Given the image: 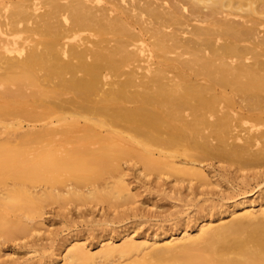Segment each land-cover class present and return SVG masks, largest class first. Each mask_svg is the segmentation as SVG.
<instances>
[{
    "label": "bare ground",
    "instance_id": "bare-ground-1",
    "mask_svg": "<svg viewBox=\"0 0 264 264\" xmlns=\"http://www.w3.org/2000/svg\"><path fill=\"white\" fill-rule=\"evenodd\" d=\"M38 3L0 0V234L24 231L23 209L38 201L26 179L44 180L42 191L49 185L54 191L56 183L72 175L82 180L81 171L97 167L83 156L104 161L128 153L90 148V137L104 142L121 133L112 123L134 121L133 131L143 137L126 141L208 147L246 114L264 120V0H47L40 12ZM30 19L22 27L42 37L17 46L11 31ZM26 142L37 144L34 165L25 164ZM149 151L141 155H166ZM235 207L245 210L233 209L228 222L210 221L194 236L185 230L149 245L165 240L160 247H177L165 250L174 256L161 264H264L263 232L242 234L255 206L241 200ZM258 209L264 213V205ZM143 243L103 244L98 256ZM70 248L65 264L95 257L79 245Z\"/></svg>",
    "mask_w": 264,
    "mask_h": 264
},
{
    "label": "rangeland",
    "instance_id": "rangeland-1",
    "mask_svg": "<svg viewBox=\"0 0 264 264\" xmlns=\"http://www.w3.org/2000/svg\"><path fill=\"white\" fill-rule=\"evenodd\" d=\"M45 3L47 0H40L37 10H44ZM0 14L2 17L4 12ZM232 16L237 19L240 15ZM24 22L32 24V19L21 21L20 28L15 33L11 31L9 37L17 46L23 43L29 47L42 35L41 32L25 30L22 27ZM132 103L135 104L134 101L125 104ZM222 104L224 102L219 105ZM133 123L131 119H123L114 126L112 123L111 127L121 133L104 142L89 138L90 148L118 146L129 152L113 160L106 158L107 162L105 158L100 161L92 155L83 156L82 160L97 164L95 168L81 171L84 179L69 176L68 181L56 183L57 187L52 184L53 188L56 187L54 191L50 185L48 191H42L46 187L44 180H25L27 192L36 194L38 201L23 209V213L21 211L24 231L0 234V264H65L64 254L74 245L83 247L84 252L95 257L71 264H127L134 260L161 264L174 256V252L164 253L165 250L177 247H160L165 240L149 245L154 238L170 239L173 235L184 234L185 230L194 236L199 227L207 226L210 221L213 222L208 225L221 218L228 222L227 219L236 216L233 209L237 215L243 214L245 209L234 208V203L241 200L255 206L248 217L252 225H246L248 228L242 234L247 235L252 229L257 236L261 232L264 234V213L256 210L264 205V120L246 114L231 128L220 130L214 143L208 147L200 142L197 147L185 142L161 144L150 141L143 144L138 142L143 135L136 136ZM27 127L25 124L24 129ZM0 128H3L1 124ZM128 135H135L139 140L123 139ZM69 138L70 141L65 139L70 143L73 137ZM34 144L25 143L28 150L26 166L37 163L38 159L33 155L36 149H32ZM145 149H162L166 155L159 156L151 151L149 156H142L149 151ZM249 152H263V155L254 157ZM192 155L197 158L195 163L191 162ZM65 183L69 184L66 186ZM69 185L75 187L70 190ZM46 192L52 196L48 193L49 197H46ZM131 240L144 243L128 252L115 251L111 258L98 256L103 244L121 248ZM146 240L149 242L145 243Z\"/></svg>",
    "mask_w": 264,
    "mask_h": 264
}]
</instances>
